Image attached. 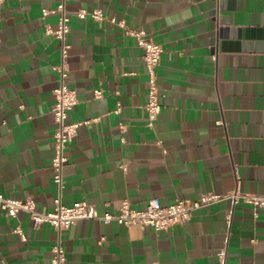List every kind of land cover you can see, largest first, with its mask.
<instances>
[{
  "label": "crops",
  "instance_id": "obj_1",
  "mask_svg": "<svg viewBox=\"0 0 264 264\" xmlns=\"http://www.w3.org/2000/svg\"><path fill=\"white\" fill-rule=\"evenodd\" d=\"M58 2L0 0V192L32 198L40 212L58 196L52 108L61 52L46 33L58 17L42 18V8ZM67 7V84L78 98L69 121L80 125L67 149L65 204L87 201L102 215L123 200L144 209L152 198L167 206L210 192L264 193V0H69ZM95 7L163 47L153 128L144 50L109 20L75 13ZM56 241L52 225L0 208V264H51ZM62 242L67 264H264V208L224 199L161 231L81 219Z\"/></svg>",
  "mask_w": 264,
  "mask_h": 264
},
{
  "label": "built area",
  "instance_id": "obj_2",
  "mask_svg": "<svg viewBox=\"0 0 264 264\" xmlns=\"http://www.w3.org/2000/svg\"><path fill=\"white\" fill-rule=\"evenodd\" d=\"M68 1L59 0L55 8H42V18L49 14H56L58 17L57 28L47 25L46 33L53 35L59 41L61 52V61L54 66V69L59 73V82L54 90L55 104L52 108L56 129L54 132V157L51 166L53 181L58 188V196L54 199L52 210L40 212L37 210L36 202L32 198H13L5 196L0 192V208L9 216L17 217L20 212H27L35 226L48 223L55 228L57 231V241L52 247L51 264H67L66 249L62 242V232L81 219H95L106 224L116 222L127 226L137 224L143 229L150 227L156 231H161L187 222L192 218L197 209L224 199L231 200L234 205L242 202L256 208H264V193L243 192L238 189L224 194L205 193L197 200L179 198L167 206H163L159 198H152L144 209L133 208L129 200H123L118 212L108 210L102 215L98 213L93 204L87 201H76L73 204H65L63 202L64 170L69 163L67 149L75 140L80 125V123L69 121V113L78 103V98L76 90L67 84L70 49V44L67 40L71 29V19L67 7ZM75 13L79 19L109 20L121 27L127 34L135 37L138 46L143 48V58L148 75V93L145 104L147 112L146 125L153 128L162 110L157 72L163 52L162 45L156 42L144 30L132 29L125 20H118L114 16H108L102 8H81ZM103 93L101 88L94 90L95 98L102 97ZM120 110L121 105L119 104L117 111ZM218 123L221 122L219 121ZM125 128L126 125L122 124V129L125 130ZM15 231L24 237L20 225L16 227ZM220 257L225 259V250L220 252Z\"/></svg>",
  "mask_w": 264,
  "mask_h": 264
}]
</instances>
